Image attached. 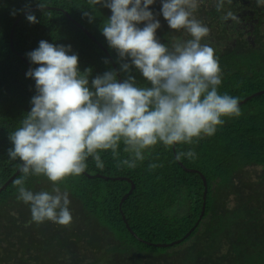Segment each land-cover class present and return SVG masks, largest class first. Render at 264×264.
<instances>
[{
    "label": "trees",
    "instance_id": "obj_1",
    "mask_svg": "<svg viewBox=\"0 0 264 264\" xmlns=\"http://www.w3.org/2000/svg\"><path fill=\"white\" fill-rule=\"evenodd\" d=\"M45 3L47 10L41 12L38 0H0V264H264V5L225 0L217 12L215 0H203L194 13L210 29L202 42L219 59V91L239 97L241 117L226 119L214 136L192 145L158 144L135 169L118 167L128 155L123 145L118 157L100 153L103 169L89 158L83 174L61 184L73 216L70 225L61 226L35 223L29 206L17 200L15 181L22 173L11 180L21 162L9 160V134L36 95L35 81L25 75L30 69L26 54L41 40L70 45L79 70L91 69L90 85L110 70L122 80L131 75L138 84L145 81L135 68L120 70L130 61L121 60L101 33L110 9L89 0ZM160 8L156 0L150 9L161 24L157 39L169 47L190 39L168 27ZM24 9L38 23L30 24ZM228 11L237 19L225 20ZM84 12L94 17L91 23ZM189 148L196 157L177 160V152ZM133 183L122 213L120 203ZM25 186L34 191L51 187L43 176H29Z\"/></svg>",
    "mask_w": 264,
    "mask_h": 264
},
{
    "label": "clouds",
    "instance_id": "obj_2",
    "mask_svg": "<svg viewBox=\"0 0 264 264\" xmlns=\"http://www.w3.org/2000/svg\"><path fill=\"white\" fill-rule=\"evenodd\" d=\"M256 2L264 5V0ZM155 3L89 0L92 6L110 9L101 33L121 60L130 61L122 63L120 70L128 73L135 68L143 85L131 75L118 81L114 70L96 76L90 85L91 69L79 70V57L70 45L41 40L26 54L30 64L37 66L25 74L35 81L36 95L31 110L9 134L12 147L7 155L21 162L22 178L15 181L17 200L29 206L35 223H72L69 193L61 184L67 177L83 174L89 158L103 169L100 153L110 151L118 157L123 145L128 155L118 160V167L135 169L158 144L192 145L214 136L226 119L241 117L239 97L219 91L223 80L219 59L202 42L210 29L194 13L203 0H160L159 15L168 27L191 37L171 47L156 37L161 24L150 10ZM224 4L225 0H215L216 11H222ZM38 8L47 10L45 0H38ZM21 11L30 24L38 23L34 13ZM84 16L90 23L94 19L88 12ZM224 19L237 17L228 11ZM195 157L192 148L176 155L177 160ZM29 176L46 177L50 189L26 187Z\"/></svg>",
    "mask_w": 264,
    "mask_h": 264
},
{
    "label": "water",
    "instance_id": "obj_3",
    "mask_svg": "<svg viewBox=\"0 0 264 264\" xmlns=\"http://www.w3.org/2000/svg\"><path fill=\"white\" fill-rule=\"evenodd\" d=\"M106 51V53L109 55V53L107 52V50H105ZM27 62V64H28V66H29V68H32L31 67V65H30V63L28 62V61H26ZM118 77H119V81H122V79H121V76H120V74L118 73ZM261 93H258V94H254L253 96H251L250 98H254V97H256L257 95H260ZM176 146V145H175ZM175 146H173V148L175 149ZM195 172H198L199 173V171H196L195 170ZM20 173V171H18L17 172V174L14 176V177H12V179L11 180H13L18 174ZM202 178H203V181H204V185L206 186L207 185V181H206V178L204 177V176H202ZM11 180H9L5 185H4V187H3V189H5L9 184H10V182H11ZM134 189H135V184L133 183L132 184V188H131V190L126 194V196H124L123 197V199H122V201H121V203H120V209H121V212L123 213V209H122V205H123V203L125 202V200L131 195V193L134 191ZM1 192V191H0ZM206 191H205V198H206ZM205 207H203V211H202V215H203V213H204V211H205V209H204ZM123 218H124V220L126 221V217L123 215ZM126 223H127V221H126ZM198 224L199 223H197L196 224V226H198ZM127 226L130 228V226H129V224L127 223ZM194 231V228L182 239V240H180V241H178V242H175V243H173V244H176V243H180V242H182L184 239H186L192 232ZM162 246H165V245H162Z\"/></svg>",
    "mask_w": 264,
    "mask_h": 264
},
{
    "label": "rangeland",
    "instance_id": "obj_4",
    "mask_svg": "<svg viewBox=\"0 0 264 264\" xmlns=\"http://www.w3.org/2000/svg\"><path fill=\"white\" fill-rule=\"evenodd\" d=\"M243 18H244V17H242V23H243V22L245 23V21L243 20Z\"/></svg>",
    "mask_w": 264,
    "mask_h": 264
}]
</instances>
